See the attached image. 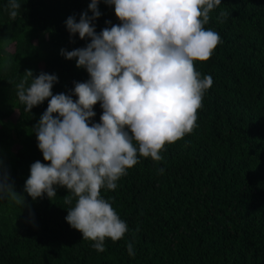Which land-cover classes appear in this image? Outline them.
<instances>
[{
    "label": "trees",
    "instance_id": "1",
    "mask_svg": "<svg viewBox=\"0 0 264 264\" xmlns=\"http://www.w3.org/2000/svg\"><path fill=\"white\" fill-rule=\"evenodd\" d=\"M19 2L13 20L8 0H0V159L27 205L0 200V264H264V0H222L211 13L205 27L223 43L209 60L196 61L197 70L214 80L199 127L168 145L164 161L141 158L117 189L102 190L129 226L121 240L106 239L104 252L66 221L72 206L64 203L66 187L57 186L53 200L24 192L31 164L50 163L34 131L50 98L27 113L15 87L28 69L56 74L53 94H70L74 81L90 79L61 49L90 42L73 36L65 21L75 16L78 22L84 11L91 16V0ZM98 7V33L111 26L106 21L121 23L114 5L101 0ZM221 11L228 12L226 19H218ZM94 111L98 123L99 102Z\"/></svg>",
    "mask_w": 264,
    "mask_h": 264
},
{
    "label": "clouds",
    "instance_id": "2",
    "mask_svg": "<svg viewBox=\"0 0 264 264\" xmlns=\"http://www.w3.org/2000/svg\"><path fill=\"white\" fill-rule=\"evenodd\" d=\"M100 2L91 0V16L84 11L78 22L75 16L65 21L73 36L90 39L87 46L61 49V55L75 59L90 79L74 81L70 94H53L58 76L43 71L34 75L28 69L15 87L27 113L50 98L34 129L44 160L50 163L31 164L24 192L33 200L45 194L53 200L57 186L66 187L64 203L72 205L66 221L83 240L92 241V248L104 252L106 239L121 240L129 226L102 190L117 189L141 158L164 161L168 145L199 127V111L214 80L197 70L196 61L209 60L223 38L205 27L222 0H103L114 5L121 23L106 21L111 26L98 33L94 21L102 15ZM20 8L19 0H8L11 19ZM227 16L221 11L218 19ZM4 47L8 50L7 43ZM3 66H11L7 56ZM98 102L103 113L97 123L93 118ZM0 200L27 205L2 159ZM127 251L135 256L131 241Z\"/></svg>",
    "mask_w": 264,
    "mask_h": 264
},
{
    "label": "rangeland",
    "instance_id": "3",
    "mask_svg": "<svg viewBox=\"0 0 264 264\" xmlns=\"http://www.w3.org/2000/svg\"><path fill=\"white\" fill-rule=\"evenodd\" d=\"M17 116H16V114L14 115V118H16Z\"/></svg>",
    "mask_w": 264,
    "mask_h": 264
}]
</instances>
